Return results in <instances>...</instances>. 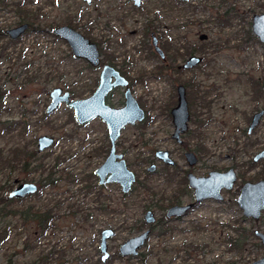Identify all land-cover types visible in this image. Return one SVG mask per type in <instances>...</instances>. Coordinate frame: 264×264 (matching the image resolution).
Listing matches in <instances>:
<instances>
[{
    "label": "rangeland",
    "instance_id": "rangeland-1",
    "mask_svg": "<svg viewBox=\"0 0 264 264\" xmlns=\"http://www.w3.org/2000/svg\"><path fill=\"white\" fill-rule=\"evenodd\" d=\"M24 2L34 11L39 9L45 21L36 24L43 31L29 29L11 43L7 37L0 39V50L7 55L0 61V121L25 125L0 133V148L12 160L15 148L37 153L35 142L41 135L52 136L55 142L37 153L45 171L27 174L18 167L3 169L0 197L8 193L9 174L13 185L36 182L38 195L12 202L5 211L29 206L30 216L48 211L52 225L43 234L36 220L6 217L3 224L9 225L10 235L0 243V264H42V260L46 264H248L262 257L264 248L252 232L255 228L264 232V212L257 223L244 219L235 202L236 192L224 194L219 202L202 203L177 222L156 223L134 258L121 257L118 248L149 227L143 221L146 209L158 219L171 194L177 192L178 184L169 185L164 176L149 174L146 169L149 160L157 163V149L168 150L179 170L185 168L183 147L170 137V109L177 102L178 84L188 80L195 84L199 79L204 96L198 99L193 92L188 96L191 119L183 138L200 160L194 173L234 166L240 176L237 186L261 176L258 172L264 161L253 168L247 165L264 149V118L250 135L246 129L252 114L264 105L260 96H254L253 81H264V45L247 30L252 15L264 11V0L231 1L236 19L228 28L215 25L216 6L226 3H219L221 0H196L186 5L177 0H152L143 13L132 11L126 0H93L91 5L82 0ZM70 18L79 24L76 30L101 44L103 61L109 59L127 72L133 96L145 111L146 119L125 127L117 141V151L138 179L129 194H123L117 184L97 185L93 171L109 148L102 122L79 125L64 104L45 114L52 88L71 90V98H83L96 86L99 70L84 69L85 62L75 59L67 43L53 34L58 25L71 26L65 22ZM20 19L13 8L0 6V29L14 27ZM147 19L153 20L154 32L161 40H171L174 53L187 48L203 56V64L184 72L163 67L159 75L156 69L162 62L149 48ZM200 34H207V40L199 41ZM122 99L117 92L109 102ZM199 144L203 151L198 150ZM51 172L55 182L48 186L45 176ZM102 229L114 230L107 242L110 256L104 263L98 250ZM238 240L239 247H233V241Z\"/></svg>",
    "mask_w": 264,
    "mask_h": 264
},
{
    "label": "water",
    "instance_id": "water-1",
    "mask_svg": "<svg viewBox=\"0 0 264 264\" xmlns=\"http://www.w3.org/2000/svg\"><path fill=\"white\" fill-rule=\"evenodd\" d=\"M83 1L89 3L91 0ZM27 29L28 24L22 23L8 30L7 34L12 40H15L24 34ZM252 31L264 44V13L253 16ZM53 33L67 43L75 59H82L91 66H99L101 64V56L96 44L84 37L83 34L73 27L60 25L53 29ZM206 38L205 34L200 35L201 40ZM154 48L160 57L164 58L163 52L158 47L156 40H154ZM201 60L199 56H191L185 61L182 68H192L201 62ZM115 87H126L123 95L124 104L121 107H112L106 103V97ZM48 98L50 102L45 109L46 115L52 114L64 104L73 111L74 118L80 125L86 124L95 118H99L105 123L110 150L103 163L94 170V174L99 179V185L114 183L120 186L123 194L130 192L135 184L136 176L128 168L122 154L116 152V141L125 126L142 122L145 113L132 95L128 82L112 66L104 65L100 72L98 86L90 96L71 99L68 91L63 90L61 87H54L48 93ZM262 114L263 111H260L254 115L249 130L254 127ZM171 116L174 126L172 137L179 140L180 134L187 129L189 119L185 88L182 85L177 87V104L171 109ZM54 142L55 140L52 136H39L36 140L38 152L42 153L50 148ZM155 156L167 164H174L173 160L169 157V153L165 150H158ZM187 157L189 159L192 158V160H189L191 164L194 163L192 153H188ZM260 157H264V151L258 153L255 160ZM153 168L154 165H151L148 170H152ZM188 178L189 185L194 189L195 199L198 202L206 198L220 199L221 189L230 190L236 181V174L233 169H228L225 172H211L208 177L197 178L189 174ZM36 191L37 186L34 183H21L10 192L9 198H22ZM236 203L245 217L257 220L264 209V180L255 183L245 182L240 188ZM191 206L190 204L172 206L166 211V217L183 215ZM143 218L146 225L153 223L155 220L150 210L144 213ZM113 234L114 231L112 229H104L101 233L100 251L102 252V260H105L109 256L107 240ZM149 234L150 229H146L126 239L119 246L120 255L136 257L138 250L144 245ZM254 234L264 244V233L255 230ZM251 264H264V257Z\"/></svg>",
    "mask_w": 264,
    "mask_h": 264
},
{
    "label": "flooded vegetation",
    "instance_id": "flooded-vegetation-1",
    "mask_svg": "<svg viewBox=\"0 0 264 264\" xmlns=\"http://www.w3.org/2000/svg\"><path fill=\"white\" fill-rule=\"evenodd\" d=\"M83 1V0H82ZM92 1L93 0H91L89 3H87V2H85L87 5H91V3H92ZM152 0H126V3H128L129 5H130V8L132 9V11H134V12H136V13H143V9L146 7V5L148 6V4H149V2H151ZM177 1H179L181 4H183V5H186V4H188L189 2H192V1H196V0H188V1H183V0H177ZM222 2H219V3H223V2H226V3H224L225 4V6H224V4H219L218 6H216V9H218V14L216 15V22H215V25H216V27H226V28H228V27H230V25L232 24V22H234L235 21V19H236V16L234 15V13H235V10H234V8H233V6L230 4L231 3V1H234V0H221ZM84 2V1H83ZM121 6L123 7L124 5L123 4H121ZM129 9V8H128ZM226 10H230V13H228V15L226 16ZM219 11H222L221 13L219 12ZM264 13V11H261V12H257V13H254L253 15H252V17H251V22H250V26H249V29L247 30L248 32L250 31L251 32V34L252 35H254L256 38H257V40L259 41V42H261L259 39H258V37L253 33V31H252V22H253V16L254 15H259V14H263ZM20 24H22V22L20 23V22H18L14 27H17V26H19ZM63 25H66V24H63ZM58 26H60V25H58ZM69 26V25H68ZM14 27H10V28H7V29H3V33H4V35L1 37V38H4V37H7V39H8V43H11V41H13L10 37H9V35L7 34V31L8 30H10V29H12V28H14ZM57 27V26H56ZM70 27H73V26H70ZM74 28V27H73ZM30 28H29V26H28V29L27 30H29ZM74 29H76V28H74ZM26 30V31H27ZM146 30L148 31V33H149V36H150V39H147L148 41H149V48L152 50L151 51V53L154 55V56H156V57H158L159 58V60L162 62V66L165 68V69H167V70H175L176 72H184V71H187V70H193L194 68H196V67H198V66H201L202 64H203V62L205 61L204 60V57L203 56H201V55H199V54H196L194 51H188V50H186L187 48H184V50L183 51H181L180 49H177V51H175V53L172 51V49H171V47H172V43L170 42L171 40H169V39H163V40H161L160 39V37H158L156 34H155V32H154V29H153V20H149V19H147V23H146ZM78 31V30H77ZM54 34V33H53ZM82 34V33H81ZM23 35V34H22ZM21 35V36H22ZM201 35V34H200ZM200 35L198 36V39H199V41H205V40H207V38H208V36H207V34H205L206 36H207V38L206 39H204V40H201L200 39ZM252 35H250V37L251 38H254ZM20 36V37H21ZM85 37V36H84ZM0 38V39H1ZM19 38V37H18ZM17 38V39H18ZM59 38V37H58ZM87 38V37H86ZM16 40V39H15ZM90 40V39H89ZM154 40H156V42H157V45H158V47L162 50V52H163V55H164V58H161L160 57V55L155 51V48H154ZM262 43V42H261ZM96 44V43H95ZM263 44V43H262ZM98 45H101L100 43L98 44ZM97 44H96V46H97V48H98V50H99V53H100V56H101V46H98ZM264 45V44H263ZM5 48V47H4ZM100 48V49H99ZM3 48H2V50H0V61H1V59H2V57H5V58H7V55H4V52H3ZM191 56H199V57H201V62H199L197 65H195L194 67H192V68H182V65L185 63V61L189 58V57H191ZM184 58L183 60H182V62L181 63H179V64H176L175 62H176V60L178 59V58ZM80 61H82V62H85V66L84 67H86L87 69H98L99 70V74H98V76L96 77V80H95V83H96V86H95V89L97 88V86H98V83H99V77H100V72H101V70H102V67L104 66V65H109V66H112L114 69H116L118 72H119V74L128 82V87L130 88V90H131V93H132V83H131V79H130V77H129V75H127V72H125L123 69H121L120 67H117V65H115L111 60H107L106 62L105 61H103L102 60V57H101V64L99 65V66H91V65H89L86 61H84V60H82V59H79ZM123 65L125 66V65H127V63H123ZM177 69V70H176ZM251 80V79H250ZM253 81H254V85L256 86L255 88L257 89V90H255L254 91V96H260L262 99H263V101H264V81H260V80H257V79H253ZM188 82H189V84L191 83V85H193V86H196L197 87V89H198V99H202L204 96L202 95L203 94V92L201 91V89H200V86H201V80H199L198 79V81L195 83V85H194V83H192V80H188ZM188 82H184L183 84H178L177 85V87L179 86V85H182L184 88H185V95H186V100H187V105H188V112H189V119H188V122H187V129L183 132V133H181L180 134V136H179V140H177L176 138H174V137H172V134H173V132H174V126H173V123H172V126H173V132L171 133V135H170V137H171V139L172 140H174L178 145H182V147H183V151H182V153H181V156H182V158H184V160H185V163H186V165H185V168H184V170L183 171H180L179 170V167H178V163L172 158V156L170 155V152L168 151V150H166V149H161V150H165V151H167L168 153H169V157L173 160V162H174V164H167V163H165V162H163L162 160H160V159H158L156 156H155V153L158 151V150H160V149H157V150H155L154 151V158L156 159V161H157V163L152 159V160H149V166L147 167V169H146V171L149 173V174H154V173H157L158 175H162V176H164V178H165V183L167 182L169 185L170 184H178L177 185V192H174V193H172L171 194V196L169 197V200H168V205L166 206V207H164V213H163V216H161V217H159L158 219L155 217V214H154V212L151 210V209H146L145 210V212L147 211V210H150V211H152V213H153V215H154V218H155V220H154V222L153 223H151V224H148L149 225V227L148 228H146V229H150V233L153 231V229L155 228V224L156 223H161V222H169V221H172V222H177V221H179L180 219H182V218H184L186 215H188L191 211H193L196 207H198L199 205H201L202 203H204V202H219V201H222L223 200V198H224V194H230L231 192H236L235 193V195H236V199H237V197H238V194H239V191H240V188H241V186L245 183V182H251V183H255V182H258V181H260V180H264V165H263V167L259 170V172L258 173H260L261 174V176L259 177V179H257V180H255V181H244V182H242V184L240 185V186H237L236 185V183L240 180V176H239V174H238V172H237V170H236V168L234 167V166H230V167H227L226 169H224V170H222V169H219V170H209V171H207V172H205V173H203L202 175H197V174H195L194 173V167L200 162V160H199V158H198V156H197V154H196V152H194L193 150H191L188 146H187V144L185 143V141H184V136H185V134L188 132V129H189V122H190V119H191V114H190V110H189V106H190V104H191V101H190V99H188V96H189V89H188V87H187V83ZM192 86V87H193ZM177 87H176V94H177ZM95 89L92 91V93L95 91ZM125 89H126V87H115V88H113L111 91H110V93L108 94V96L106 97V103L108 104V105H110V106H112V107H121L123 104H124V91H125ZM117 92H119V93H121V95H122V97H123V99H122V101L121 102H116L115 104H113V103H110L109 102V99L110 98H112V96L114 95V94H116ZM261 92H262V94H261ZM91 93V94H92ZM90 94V95H91ZM69 95H70V93H69ZM89 95V96H90ZM132 95H133V93H132ZM70 97H71V95H70ZM86 97H88V96H86ZM259 97V98H260ZM83 98H85V97H83ZM135 98V97H134ZM71 99H78V98H71ZM136 99V98H135ZM137 101V100H136ZM138 102V101H137ZM139 104V103H138ZM176 104H177V102H176ZM140 106V105H139ZM176 106V105H175ZM141 107V106H140ZM172 109V108H171ZM171 109H170V115H171ZM260 111H263V114L259 117V119H258V121H257V123L254 125V127L251 129V130H249V128H250V125H251V123H252V120H253V117H254V115L255 114H257L258 112H260ZM72 113H73V111H72ZM144 113H145V111H144ZM74 116V115H73ZM263 118H264V105H263V107H261V108H258L253 114H252V116H251V118H250V121H249V124H248V127H247V129H246V133L247 134H251L252 132H253V130L257 127V126H259L260 124H261V122H262V120H263ZM144 119H146V114H145V117H144ZM144 119H143V121H144ZM93 120H99L100 122H102L99 118H95V119H93ZM93 120H91V121H93ZM90 121V122H91ZM142 121V122H143ZM171 121H172V116H171ZM90 122H88V123H90ZM88 123H86V124H88ZM103 123V125L105 126V129H106V131H107V128H106V125H105V123L104 122H102ZM139 123H141V122H139ZM139 123H136V124H139ZM136 124H134V125H136ZM80 125V124H79ZM84 125V124H83ZM128 126H133V125H127V126H125V127H128ZM124 127V128H125ZM123 128V129H124ZM122 129V130H123ZM121 130V131H122ZM107 133V132H106ZM107 137H108V134H107ZM119 139V138H118ZM109 140V139H108ZM118 141V140H117ZM117 141H116V152L117 153H120V152H118L117 151ZM36 143V142H35ZM200 146H198L199 148H198V150L199 151H203L202 149H204L202 146H201V144H199ZM109 150H110V142H109V148H108V150H105L106 152H107V155H108V153H109ZM36 151H37V153H39L38 152V150H37V144H36ZM262 151H264V149H262V150H260L259 152H257L253 157H252V159L251 160H249V162H248V167H255V166H257L258 164H259V162H262V161H264V157H260V158H258V159H256L255 160V157H256V155L258 154V153H260V152H262ZM33 152H35V151H33ZM188 153H192V155H193V159H194V163H190L189 162V160H192V158H188L187 157V154ZM120 154H122V153H120ZM107 155H106V157H107ZM122 156H123V154H122ZM106 157H105V159H106ZM104 159V160H105ZM123 159H124V156H123ZM125 160V159H124ZM126 161V160H125ZM103 163V162H102ZM126 164H127V162H126ZM151 165H154V168L152 169V170H148V168L151 166ZM127 166H128V164H127ZM99 167V166H98ZM128 168H129V166H128ZM130 169V168H129ZM228 169H233L234 170V172H235V174H236V181H235V183L233 184V187L230 189V190H226V189H221V191H220V196H221V198L220 199H214V198H206V199H202V200H200V201H196V199H195V195H194V189L189 185V178H188V176H189V174H192L193 176H195V177H197V178H200V177H208V175L211 173V172H225V171H227ZM132 171V170H131ZM93 173H94V171H93ZM134 173V172H133ZM135 174V173H134ZM182 174V175H181ZM94 176H95V178L97 179V185L98 186H105V185H107V184H104V185H99L98 184V177L94 174ZM136 176V175H135ZM10 178H11V176H10V174L7 176V187H8V193H7V195L5 196V198H6V201H9V203L11 202H17V201H23V200H26V198H28V197H31V196H35V195H38L39 194V186H38V184L36 183V182H33V181H30L29 183H34L36 186H37V191L35 192V193H33V194H30V195H27V196H25V197H22V198H16V197H12V198H9V194H10V192L14 189V188H16L18 185H20L21 183H28V181H21V182H15L14 183V185H13V183L10 181ZM137 181H138V179H137V176H136V181H135V184L137 183ZM10 182L12 183V184H10ZM108 184H110V183H108ZM112 184H114V183H112ZM135 184H134V186H135ZM118 185V184H117ZM134 186H133V188H134ZM133 188H132V190H133ZM121 189V188H120ZM131 190V191H132ZM130 191V192H131ZM130 192H128V193H126V194H129ZM235 202H236V200H235ZM10 203V204H11ZM192 205L191 207H190V209L188 210V211H186L183 215H180V216H174V215H171L169 218H167L166 217V211L170 208V207H172V206H178V205ZM236 205H237V203H236ZM237 207L239 208V206L237 205ZM240 209V208H239ZM21 210H27V208H25V209H21ZM20 210V211H21ZM240 211H241V214H242V216L244 217V219L246 218L247 220H252L253 222H255V223H257V222H259V220L261 219V217H262V213L264 212V209L262 210V212H261V215H260V217L257 219V220H255V219H253V218H250V217H245L244 215H243V213H242V210L240 209ZM144 212V213H145ZM144 215V214H143ZM143 221H144V223H145V220H144V218H143ZM10 229V228H9ZM145 229V230H146ZM104 229H102L101 230V232H100V241H101V233H102V231H103ZM255 230H258V231H260V232H262V233H264L263 231H261L260 229H258V228H255L254 229V231L252 232V236H253V238H255L256 240H258L259 241V243H260V245L264 248V244L262 243V241L259 239V237H257V236H255V234H254V232H255ZM114 231V230H113ZM143 231V230H142ZM141 231V232H142ZM140 232V233H141ZM246 231H244V233H245ZM139 234V233H138ZM114 235V234H113ZM149 236H150V234H149ZM148 236V237H149ZM111 238V237H110ZM148 239V238H147ZM146 239V240H147ZM100 241H99V246H98V250H99V253H100V260H101V262L102 263H104L108 258H109V256H110V254H109V256L105 259V260H102L101 259V257H102V252L100 251ZM107 242H108V240H107ZM234 242V241H233ZM239 245H240V240H239ZM120 246V245H119ZM140 250V249H139ZM139 250H138V254H139ZM107 251H108V245H107ZM118 253H119V248H118ZM119 255H120V253H119ZM121 257H128V258H134V257H132V256H122V255H120ZM264 257V255L262 256V257H260V258H258V259H261V258H263ZM258 259H256V260H258ZM256 260H254V261H256ZM254 261H252V262H254ZM252 262H250V263H248V264H251Z\"/></svg>",
    "mask_w": 264,
    "mask_h": 264
},
{
    "label": "trees",
    "instance_id": "trees-1",
    "mask_svg": "<svg viewBox=\"0 0 264 264\" xmlns=\"http://www.w3.org/2000/svg\"><path fill=\"white\" fill-rule=\"evenodd\" d=\"M0 6L3 7V9L11 7L13 8L21 17L20 23H27L30 29L35 30H41V26H38L36 24L42 23L45 21V19L41 18L40 16V10L34 11L31 8H28L26 6V2L24 0H0ZM230 13V10H226V16ZM67 24H70L74 28H79V24H73V18L68 19L65 21ZM47 26V25H46ZM51 26V25H50ZM49 26V27H50ZM52 28V27H51ZM43 31V28L42 30ZM87 34V33H86ZM4 35L3 29H0V38ZM84 69H87L84 67ZM163 66L157 67L156 71L160 75L162 73ZM177 70V69H176ZM189 89V94L196 93L198 94V89L196 86L189 84V82L186 84ZM195 85V84H194ZM193 86V87H192ZM74 92L70 90V94L72 95ZM1 109V108H0ZM73 117V116H72ZM18 122L13 121H0V133L9 132L12 130H15L18 127ZM25 128V125L23 123H20L19 126ZM12 160L7 158L4 154L3 149L0 148V172H3V169H6L7 167L10 169H13L14 167L20 168L22 172H25L27 174H30L32 171L42 170L45 171L44 163L43 161L39 160L37 157V153L30 151V150H23L20 148H15L11 151ZM24 159H23V158ZM12 161V163H10ZM34 163V166H31ZM36 163V164H35ZM0 173V174H1ZM53 173H48L47 176H45L46 183L45 185H54V178ZM71 182H74L75 179H69ZM7 181V179H6ZM7 184H5L6 186ZM89 187V186H88ZM143 188H147V185L142 186ZM90 188V187H89ZM11 203V202H10ZM9 201H6L5 197H0V243H3L6 241L8 236L10 235L9 225L6 223L3 224V220L8 216H16L19 215L23 221H28L30 219L36 220L40 229L42 230V233L45 234V231L52 225V217L50 214H48V211L43 212L42 214H33V216H30L28 213L31 211L32 207L29 206L27 210H21V211H5V208L10 205ZM8 208V207H7ZM11 209V208H9ZM99 210H105V208L100 207ZM77 210L74 211V213ZM163 233V232H162ZM161 234V233H160ZM246 234V232H245ZM233 247H239V240L232 243ZM141 256V255H140ZM42 264H46L45 260L40 261Z\"/></svg>",
    "mask_w": 264,
    "mask_h": 264
}]
</instances>
